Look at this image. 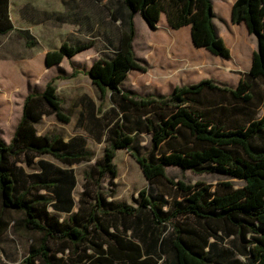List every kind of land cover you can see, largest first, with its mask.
Returning a JSON list of instances; mask_svg holds the SVG:
<instances>
[{
	"label": "trees",
	"instance_id": "obj_1",
	"mask_svg": "<svg viewBox=\"0 0 264 264\" xmlns=\"http://www.w3.org/2000/svg\"><path fill=\"white\" fill-rule=\"evenodd\" d=\"M137 14L152 30L163 15L175 30L191 26L197 47L230 57L214 24L213 0H120L115 10L122 25L119 46L113 55L93 61L88 76L103 96L112 93L121 120L110 128L103 158L84 173L78 210L74 170L45 157L72 167L93 161L94 153L82 139L39 135L37 125L45 116L71 122L50 82L25 98L11 142L0 138V235L13 222L16 231L30 237L22 264H264V0H237L233 6L234 24L244 23L257 38L251 70L235 88L205 79L168 95L124 91L133 69L146 71L135 57ZM14 29L10 0H0V35ZM18 32L28 48L35 46L29 31ZM91 47L65 42L47 53L46 64L58 66ZM143 134L151 136L146 154L135 148ZM122 149L150 184L140 192L137 207L109 201L116 191L107 193L102 186L106 178L115 185V160ZM20 163L37 164L39 171L29 173ZM171 166L243 185L223 182L213 190L203 182H175L167 173ZM169 225L173 231L166 236ZM223 239L238 242L246 262L226 257L213 262Z\"/></svg>",
	"mask_w": 264,
	"mask_h": 264
},
{
	"label": "rangeland",
	"instance_id": "obj_2",
	"mask_svg": "<svg viewBox=\"0 0 264 264\" xmlns=\"http://www.w3.org/2000/svg\"><path fill=\"white\" fill-rule=\"evenodd\" d=\"M236 1L213 0L218 14L214 19V24L219 36L230 50V57L224 61L225 58L211 54L208 71L203 76L194 79L193 82L214 79L235 88L241 78L250 72L254 53L257 50V38L245 31L246 27L244 29L236 24L234 26L229 21L230 6ZM111 2L115 3L116 10L120 0H111ZM60 3L61 0H13L15 4L13 20L17 30L6 36L0 35V138L2 137L8 143L11 141L14 129L12 127L21 117L25 97L29 93H41L48 83L54 82L63 102V109L70 115L71 122L65 124L58 121L55 116H45L37 125L39 134L60 135L66 140L82 139L85 148L94 153L93 161L72 167L60 164L51 156L45 157V160L56 166L74 170L77 176V187L74 192L75 211H77L81 194L84 191V173L91 171L96 162L103 158L110 128L121 120L119 109L112 101V93L102 95L87 76V66L103 54H114L119 46L122 25L115 23L108 31L80 30L74 23L75 16L61 15L63 9ZM27 6L29 10L25 9ZM25 10H28V13H24ZM19 11L22 13L19 14ZM134 23L136 29L135 57L139 65L146 68V71L133 69L122 89L143 97L159 95L155 93L158 88L150 85L146 79L155 80L152 76L155 72L154 57L148 50V43L153 39L154 32L140 14L135 16ZM18 30L30 32L31 39L35 42L33 48L26 46ZM65 42L70 44L89 42L92 43L93 48L80 53L79 57L73 58L72 61L65 59L59 66L46 68L47 52L58 50ZM232 44H234L233 47H231ZM150 55H152V62L149 61ZM76 68L82 69L84 74L71 77ZM150 139L151 136L148 134L141 135L135 148L141 154H146L150 148ZM115 163L118 168L115 185L113 186L110 179L106 178L102 183L103 189L107 193L113 189L116 191L115 197L109 198V201L137 207L140 192L150 188L149 181L127 149L117 152ZM19 166H23L29 173L39 171L37 164L31 168L22 163ZM167 173L175 182L183 180L191 185L203 182L210 185L213 190H216L217 186L223 182H233L236 188L243 185L240 181L230 180L222 175L183 172L174 166L168 167ZM60 216L62 219L68 217ZM172 231L173 227L169 225L165 232L166 236ZM238 244L233 239L220 241L217 250L212 254L213 262L225 257L229 260L246 262L245 257L239 252ZM167 257V254L162 253V259L165 260Z\"/></svg>",
	"mask_w": 264,
	"mask_h": 264
},
{
	"label": "crops",
	"instance_id": "obj_3",
	"mask_svg": "<svg viewBox=\"0 0 264 264\" xmlns=\"http://www.w3.org/2000/svg\"><path fill=\"white\" fill-rule=\"evenodd\" d=\"M14 5L13 0H10V17L15 28L13 31L17 30L13 20ZM60 5L63 9L61 15L75 16L74 23L78 25L80 30L85 29L95 32L108 31L115 23H120V21H115V6L114 3L109 0H61ZM233 6L234 3L230 6L231 15L229 19L232 25H234L232 19ZM25 9L29 10L30 8L27 6ZM28 10H25L24 13H28ZM215 12L216 15H218L216 10ZM20 13H22V11H19V14ZM236 25L239 27L242 26L244 29L246 27L244 23ZM246 29L245 31H248ZM152 31L154 32L153 39L148 43V50L154 57L155 72L152 76L155 80L146 79L150 85L152 84L158 88V91L155 93L168 95L177 87L198 83L193 82V80L203 76L204 73L208 71L211 53L205 48H200L195 45L191 26L175 30L169 25L166 16L163 15L157 29ZM233 46L234 44L231 45V47ZM92 48L93 46L81 53L91 50ZM79 54L73 58L79 57ZM152 55H150L149 58L150 62H152ZM73 58L68 60L72 61ZM225 60L226 59H224V61ZM92 63L93 61L87 66V76ZM45 67L48 69L52 68L48 67L46 64V57ZM73 73H75V77L84 74L83 70L80 68H76ZM20 119L16 121L15 126L12 127L14 129L11 140ZM8 124L10 123L8 122ZM6 143L9 144L8 142ZM31 243L32 240L30 237L23 232L16 231L14 229V223L11 222L8 229L0 235V264H22L23 260L30 252Z\"/></svg>",
	"mask_w": 264,
	"mask_h": 264
}]
</instances>
